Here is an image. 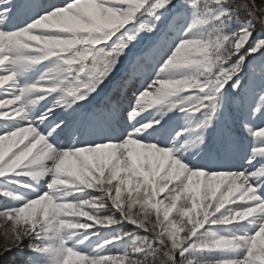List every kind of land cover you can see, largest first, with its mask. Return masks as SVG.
Returning <instances> with one entry per match:
<instances>
[{"label":"snow or ice","instance_id":"obj_1","mask_svg":"<svg viewBox=\"0 0 264 264\" xmlns=\"http://www.w3.org/2000/svg\"><path fill=\"white\" fill-rule=\"evenodd\" d=\"M0 73V264H264V0H0Z\"/></svg>","mask_w":264,"mask_h":264},{"label":"rangeland","instance_id":"obj_2","mask_svg":"<svg viewBox=\"0 0 264 264\" xmlns=\"http://www.w3.org/2000/svg\"><path fill=\"white\" fill-rule=\"evenodd\" d=\"M9 97H6V98H3V99H8ZM27 179V178H26ZM113 195H114V193H113ZM110 203V202H109ZM102 215H108V214H110L109 212H107V211H102V213H101ZM174 215V214H173ZM128 230H130V229H125V231H128ZM105 255H118V254H120L119 253V251H118V249L117 248H112L110 251H107V252H105L104 253Z\"/></svg>","mask_w":264,"mask_h":264},{"label":"trees","instance_id":"obj_3","mask_svg":"<svg viewBox=\"0 0 264 264\" xmlns=\"http://www.w3.org/2000/svg\"><path fill=\"white\" fill-rule=\"evenodd\" d=\"M3 229H2V227H0V231H2ZM9 255H12V254H9ZM5 259H7V257H5Z\"/></svg>","mask_w":264,"mask_h":264}]
</instances>
